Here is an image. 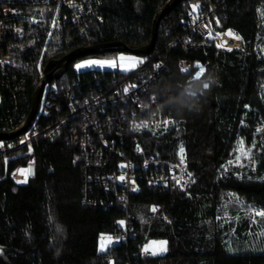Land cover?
Instances as JSON below:
<instances>
[{"label": "trees", "instance_id": "obj_1", "mask_svg": "<svg viewBox=\"0 0 264 264\" xmlns=\"http://www.w3.org/2000/svg\"><path fill=\"white\" fill-rule=\"evenodd\" d=\"M170 1L95 0L96 12L86 22L88 37L75 24L55 22L57 5H28L26 13L35 21L25 20L22 38L5 45L9 55L24 64V71L1 76L5 99L0 133L12 135L15 126L26 125L43 69L51 59L94 43L145 46L151 41L157 14ZM209 1L219 6L215 14L220 30L233 32L242 48H183L182 18L195 4L209 11ZM116 52L72 61L58 80L60 95L51 99L52 115L39 117L41 125L53 129L63 117L68 118L62 131L42 136L34 148L23 147L1 160L0 264H264V251L252 242L264 229V216L257 215L264 212V0L177 4L160 23L152 58L165 67L150 85L151 94L163 105L164 119L170 121L163 119L152 129L134 131L122 117L123 109L130 116V108L109 104L106 114L114 117L112 131L100 115L108 147L98 132L91 131L98 154L92 152L87 162L80 143L86 138L84 116L79 112L72 117L63 88L76 83L74 92L81 102L94 93L112 97L113 75L122 78L129 73L78 72L74 65L87 57ZM183 62L191 68L185 71ZM241 139L248 146L257 145L253 170L226 168ZM135 144L147 156L168 162H179L184 149L194 183L185 189L155 188L141 171L139 189L129 194V206L124 209L125 203L118 198L121 191L104 182H110L106 175L122 160L118 150L125 160L138 158ZM29 151L35 155V173L27 185H19L12 174L28 163ZM157 206L165 209L155 215ZM125 221L131 225V237L102 251L101 238L115 237ZM152 240L167 241V251L143 258Z\"/></svg>", "mask_w": 264, "mask_h": 264}, {"label": "built area", "instance_id": "obj_2", "mask_svg": "<svg viewBox=\"0 0 264 264\" xmlns=\"http://www.w3.org/2000/svg\"><path fill=\"white\" fill-rule=\"evenodd\" d=\"M209 3V11H201L200 8L193 9L182 18L181 25L186 30L182 36L183 48L185 50L190 47H221L228 50L242 48L241 40L232 37H236L233 32L220 30L221 24L215 14L219 6L210 1ZM51 4H55L58 7L56 20L59 19L63 23L75 24L79 27L82 35L89 36L86 22L96 12L95 0H0V79L1 76H5L10 72L24 71V64L12 58L6 50L5 45H8L10 39L18 40L22 38L25 31V20H34L32 14L26 13V7L28 5L49 6ZM96 17L100 18V15L97 14ZM228 33H232V35H228ZM179 40H176L174 44H177ZM144 58V63L136 71L122 78L113 75L116 84L112 87V97H110L111 95L94 93L90 97L84 98L81 102L74 92L76 83L63 88L64 95L69 101L72 117H77L79 112L84 116L82 132L86 138L82 139L80 143L87 162H91L92 152L98 154L93 149L91 131L98 132L101 143L105 147H108L109 140L102 132L100 115L105 116L112 131L114 129V117L106 114V108L109 104L117 106L118 103H122L130 108V116L128 117L123 109L122 117L127 119L128 126L134 131L144 130L142 125L147 123L150 126L149 129H152L164 122L163 105L151 94L150 85L156 80L161 70L164 69L165 64L161 61L154 63L152 54ZM151 64H153L151 71L148 74H144ZM182 68L186 71L191 68V64L189 62H183ZM93 75L96 76L97 74L95 73ZM59 95L57 85L50 87L46 92L44 88L38 113L28 130L10 139H0V145H2L0 146V171L1 160L3 158L7 160V157L11 153L26 146L34 148L42 136L51 137L57 132L62 131V125L67 122L68 118L63 117L60 120V124L55 126L54 129L52 126L45 127L41 125L39 120L41 116L50 117L52 115L50 108H53L55 104L53 105L51 99ZM4 99V94L0 90V108L4 103ZM57 110L60 111V108H57ZM169 121V119L165 120L166 123ZM24 126L25 122H22L21 125L15 126L10 132L15 133ZM118 151L117 153L122 160L117 162L116 169L113 173L106 175V179L110 182L105 181L104 184L109 186L112 183L117 190L121 191L118 198L121 202L125 203L124 209H128L129 194L139 189V180L143 178L141 171L145 173V179L148 185L155 188L164 187L169 189L172 187L185 189L190 187L195 181L193 175L188 171L187 152L184 149L180 151L179 162H168L159 157L147 156L144 148L140 144H135V156L140 160L138 158L136 160H125V156L122 154L123 152ZM27 156L28 163L19 166L12 174V178L19 185H27L35 173V155L32 151H29ZM101 161L99 160L97 162L98 166H101L99 163ZM88 201L89 198L86 196L84 202L87 203ZM154 209H156L154 214L158 215L165 208L164 206H157ZM164 218L168 220L166 215H164ZM123 227L122 232L115 237L121 240H127L131 237L130 231L132 228L128 221H125ZM152 256L153 252L148 249L142 252L143 258Z\"/></svg>", "mask_w": 264, "mask_h": 264}, {"label": "rangeland", "instance_id": "obj_3", "mask_svg": "<svg viewBox=\"0 0 264 264\" xmlns=\"http://www.w3.org/2000/svg\"><path fill=\"white\" fill-rule=\"evenodd\" d=\"M198 8H200V4L193 5V9H198ZM55 22H56V17H55ZM232 37L234 39L239 38V37L237 38V36L236 37L232 36ZM242 46H243V43H242ZM144 60L145 58L142 56H137V55L125 53V52H116V53H113L111 55L104 56V57H87V58L81 59L76 62V64L74 65V68L78 72L86 71V70H94V71H117L120 73H131L133 71H136L141 66V64L144 63ZM90 61H97V62H104V63L89 64L88 62ZM78 65H84V66L77 67ZM202 72L203 71H201L200 73ZM57 84H58V80L56 82L55 81L47 82L45 86V92L50 87H54ZM142 127L149 128V124L148 123L144 124L142 125ZM256 149H257V145L248 146L246 145L245 141L241 139L237 144L235 154L229 161L226 168H228L229 166H233V167L248 168V170H253L254 164H255L254 156L256 154ZM249 212L252 213L254 216H255V213H257L253 209H251ZM229 216H230L229 214L225 215L227 220H231ZM252 236L255 237V233ZM108 237H111L110 242L107 239ZM118 240H119L118 238L113 237L111 235L103 236V239L101 238V242H100L101 250L105 251L111 244L116 243ZM161 242H166V244H162ZM252 242L255 246H259L260 249L264 251V229L261 231V235L259 236V238L252 239ZM147 249L149 251H152L153 255L165 253L167 251V241L152 240L151 242L148 243Z\"/></svg>", "mask_w": 264, "mask_h": 264}, {"label": "water", "instance_id": "obj_4", "mask_svg": "<svg viewBox=\"0 0 264 264\" xmlns=\"http://www.w3.org/2000/svg\"><path fill=\"white\" fill-rule=\"evenodd\" d=\"M183 1L184 0H171L157 14L156 19L154 21L151 41L149 44L145 46H130L123 42L94 43L91 45L76 48L61 58L51 59L45 65L43 69V77L33 96L32 110H31V113L29 115L26 125L21 130L13 133L12 135L0 133V139H6V138L10 139L28 130V128L30 127L31 123L33 122V120L35 119L38 113L40 102H41L42 95L44 92V88L47 82L57 81L60 78H62L68 71L69 65L72 61H75L81 57L95 54L98 52L113 51V50L118 51V52L130 53V54H134V55L142 56V57H146L152 54L153 51L155 50L158 33H159V27H160L162 18L165 17L167 14H169L173 10V8L177 6V4Z\"/></svg>", "mask_w": 264, "mask_h": 264}, {"label": "snow or ice", "instance_id": "obj_5", "mask_svg": "<svg viewBox=\"0 0 264 264\" xmlns=\"http://www.w3.org/2000/svg\"><path fill=\"white\" fill-rule=\"evenodd\" d=\"M228 35H232V33H228ZM238 38V37H237ZM89 64H92V63H104V62H97V61H90V62H88ZM82 66H84V65H78L77 67H82ZM201 71H203V69H201ZM242 143V142H241ZM0 146H2V145H0ZM181 151H183L182 149H181ZM121 179H123V177H121ZM156 209H153V211H155ZM257 215H260V216H264V212H258L257 213ZM122 223V222H121ZM102 239H103V237H102ZM108 239V241L110 242L111 241V237H108L107 238ZM153 243H155V242H153ZM162 244H166V242H161ZM146 251H147V249H146Z\"/></svg>", "mask_w": 264, "mask_h": 264}, {"label": "bare ground", "instance_id": "obj_6", "mask_svg": "<svg viewBox=\"0 0 264 264\" xmlns=\"http://www.w3.org/2000/svg\"><path fill=\"white\" fill-rule=\"evenodd\" d=\"M26 22V21H25ZM26 25V24H25ZM233 39V38H232ZM173 44V43H172ZM7 47V46H6ZM56 82V81H55Z\"/></svg>", "mask_w": 264, "mask_h": 264}]
</instances>
